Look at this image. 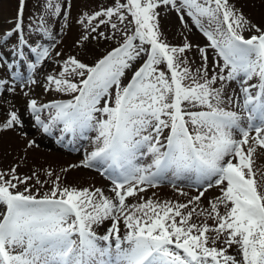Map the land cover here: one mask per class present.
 <instances>
[{
    "label": "rangeland",
    "instance_id": "rangeland-1",
    "mask_svg": "<svg viewBox=\"0 0 264 264\" xmlns=\"http://www.w3.org/2000/svg\"><path fill=\"white\" fill-rule=\"evenodd\" d=\"M127 1L0 0V52L12 64L7 68L10 73L0 69V85L7 88L4 77L12 83L10 87L26 91L27 96L21 106L3 103L8 90L0 87V189L4 191L0 193V264H5V258L8 264H140V248L151 245L154 249L148 253L153 256L145 264H169L159 252L170 253L178 264H200L199 260L264 264V181L248 165L240 168L243 161L237 156L254 128L264 138V86L250 82L256 60H264V45L251 44L253 39L260 40L264 29V0H150L159 26V32H154L169 49L165 54L151 50L141 31L126 42L138 26ZM212 37L223 50L235 53L236 65L217 56L209 44ZM187 46L189 51L182 50ZM113 47L119 48L109 52ZM50 52L54 59L44 69L40 64ZM177 66L186 83L175 90L171 78ZM159 67L162 74L156 71ZM256 67L260 69V63ZM255 74L262 76L257 71L251 76ZM20 76L26 79L24 88ZM71 96L77 97L75 106L65 100ZM52 98L63 101L56 102L54 109L43 107L47 116H42L31 139L37 142V137L48 136L58 146L77 151L81 159L104 147L106 159L94 163L102 169L98 177H114L124 167L122 178L112 184L117 186L116 199L128 192L131 210L124 223L114 225L109 215L111 196L98 201L100 192L93 195L94 215L82 204L89 222L85 240L70 236L68 259L61 256L70 246L65 232L50 236L29 230L37 222L35 215L27 221L22 214L16 220L24 226L6 231L15 223L10 209L20 205L5 193L51 196L57 187L73 192V185L57 174L56 162L38 157L31 164L14 157L2 139L9 134L11 120L27 111V99L42 103ZM173 103L181 109L173 111ZM2 109L6 111L1 113ZM192 109L209 111L188 123L204 150L195 158L186 147L173 146L165 157L161 146L165 137H159L155 127ZM43 125L52 130L51 135ZM178 131L184 139L180 126ZM96 132L103 136V143L91 148ZM25 142L22 147L27 152L30 141ZM28 172L47 178L32 182ZM144 192L153 195H140ZM232 214L238 219L233 229L229 228ZM54 220L49 216L42 221L53 230L60 226L52 223L64 224ZM129 232L135 235L128 240L130 247L124 244ZM202 233L210 239L199 250L201 258L183 256L179 246L198 251L197 235ZM83 251L87 259L78 255ZM207 253L214 260L205 259Z\"/></svg>",
    "mask_w": 264,
    "mask_h": 264
},
{
    "label": "bare ground",
    "instance_id": "bare-ground-1",
    "mask_svg": "<svg viewBox=\"0 0 264 264\" xmlns=\"http://www.w3.org/2000/svg\"><path fill=\"white\" fill-rule=\"evenodd\" d=\"M73 30L78 31V27H74ZM67 41L64 42V44ZM51 66L50 62H48L46 65L43 66L44 69H47ZM0 67L2 68V64L0 63ZM26 97V94L23 91H14L9 92V95L5 96V100L3 103H11V104H17L22 105L24 99ZM23 119H24V126L22 127L21 131H8L9 134H5L2 136V139L4 140V145H6L9 149H11L14 157L25 158L29 163L32 164V162H38V157H46L48 161L56 162V166L58 167V174L60 173V167L62 165H69L67 162L68 159L75 160V164L79 161L77 158L78 156L72 155L71 153H64L59 149L58 146L53 144V142L46 138H39L37 140V143L34 145L29 144L27 152L22 147V142L28 143V140H31V135L33 134L34 129L32 128L30 124V116L26 111H23L21 113ZM1 119V118H0ZM3 144V143H2ZM258 145V144H257ZM51 148V150H50ZM51 153H50V152ZM25 154V155H24ZM253 153H250L249 155L252 156ZM24 156V157H23ZM260 158L256 157V162L254 160V166L257 167L259 173H261V176L264 181V158H261V154H259ZM13 158V157H12ZM63 167V166H62ZM65 180L70 182L73 185L74 191L77 195L80 196H87L92 195L96 193L97 186L100 187V195L98 197V201H101L103 197L105 196H111L113 198V192L111 185L108 180L101 177L99 178L97 174L91 169H85L82 167H78L77 169H73L69 171L65 175ZM32 182H42V180L36 176L31 177ZM161 192V191H160ZM143 196V194H141ZM111 198V199H112ZM98 207V206H97ZM114 206H111V210H113Z\"/></svg>",
    "mask_w": 264,
    "mask_h": 264
}]
</instances>
